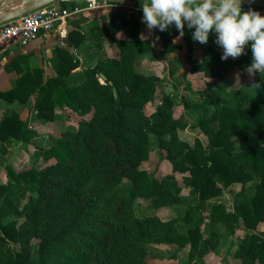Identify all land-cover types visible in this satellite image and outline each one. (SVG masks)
Returning <instances> with one entry per match:
<instances>
[{"label": "trees", "instance_id": "obj_1", "mask_svg": "<svg viewBox=\"0 0 264 264\" xmlns=\"http://www.w3.org/2000/svg\"><path fill=\"white\" fill-rule=\"evenodd\" d=\"M133 1L135 9L113 17L122 18L126 38L116 40L120 58L109 61L106 70L79 73L81 62L57 46L56 76L47 77L43 68L26 64L12 88L0 91V100L24 105L34 95L30 110L48 122L56 121L57 109L63 107L84 111L86 119L77 132L65 131L52 142L49 153L55 165L43 169L33 165L24 174L9 169L16 184H0V264H97L99 259H106V264H148L166 244L191 245L187 264H204L209 250L217 249L220 234L205 239L198 222L184 235L176 220L164 221L156 212L139 217L132 207L138 198L150 200L156 208L173 207L175 202L166 199L181 193L170 178L159 181L141 169L151 141L172 155L175 172L191 174L192 187L204 199L220 196L233 183L244 188L256 182L251 200L236 205L234 214L222 204L212 206L211 219L227 234L235 235L242 223L248 231L264 223V78L254 81L261 85L259 89L251 88L254 82L218 86L219 102H207L213 113L198 124L208 138L207 145L197 139L191 147L178 138L181 120L172 118L168 98L156 121L146 126L144 107L154 101L157 83L134 67V57L153 48L143 37L147 26L142 23L140 0ZM59 4L74 10L88 2L65 0ZM251 8L264 15L263 8ZM76 27L70 29L68 46L89 52L101 27L97 21ZM184 31L188 32L186 26ZM156 32L167 52L180 49L173 42L180 35L174 26ZM245 50L252 54L250 44ZM23 59H12L6 69L14 70ZM229 68L218 56L198 66L208 77L219 80ZM81 78L84 81L79 84ZM37 135L28 120L8 108L0 121V153L5 155L9 146L27 149ZM192 212L194 206L184 214V222H191ZM259 240L242 264H264V232Z\"/></svg>", "mask_w": 264, "mask_h": 264}, {"label": "rangeland", "instance_id": "obj_2", "mask_svg": "<svg viewBox=\"0 0 264 264\" xmlns=\"http://www.w3.org/2000/svg\"><path fill=\"white\" fill-rule=\"evenodd\" d=\"M86 1L88 2V0ZM110 4L115 6V3ZM120 4V10L117 13H115V8L107 9L106 12H99L102 10L100 8L95 12L94 18L100 16L105 18L102 26L100 25L101 30L97 34V36H102L100 37L102 39L98 42L97 49L89 54H76V51H74L73 56L81 62L80 67L76 70L77 72L84 73L92 68L106 70L109 61L120 58V50L116 40L126 38L125 29L121 23L122 18L112 20V16L118 13L125 14L135 9L134 3L123 0ZM120 4H118V7ZM250 8L243 7V10L247 11ZM139 11H142V9ZM85 13L83 12L81 15ZM185 26L187 27V22ZM156 29L149 30L146 27L143 33V37L151 41L153 50L146 55L134 57L136 72L157 83L154 101L144 107L146 114L144 123L149 127L156 121L160 106L168 98L171 100L170 114L172 118L181 120V125L176 131L178 138L191 147L195 145L197 139L207 145L208 138L198 125L201 118L209 117L213 113L214 108L208 106L207 102H219V99H216L218 86L229 87L232 83L234 86H246L261 77L259 71L253 78H250L244 71L253 62V54L249 53V50H245V54L238 58L221 59L230 64V68L222 80H219L218 78L208 77L204 71L198 69V66L204 60L213 59L216 56L222 57L223 49L216 43L218 34L213 31L210 34L208 43L201 44L193 40L192 33L195 28L188 29L187 27L188 32H185L183 37L179 35L173 40L175 44L180 46V49L169 53L165 50L161 36L157 34ZM54 39L59 40L60 38L55 35ZM46 58L48 57L44 54L42 58L35 60V64L43 66L47 77L56 76V67L52 65L51 59L49 61ZM45 62L47 63L45 64ZM80 80L79 84L84 81L82 78ZM34 101V95L26 105L19 101L11 103L0 100V121L3 119L7 108H12L23 120H28L30 127L38 132V135L32 139L27 149L20 145L9 146L5 155L0 153V184H16L9 169L17 174H24L26 168H31L33 165L39 169L55 165L56 161L49 153V149L53 145L52 142L62 136L65 131L70 130L75 133L79 130V127L86 124L84 111L74 112L66 107L57 109L59 118L56 121L43 120L37 111L33 114L30 112V106ZM147 155L148 159L142 163L141 169L147 171L159 181L170 178L173 187L180 188L181 193L174 199L173 197L166 199V202H175L173 207L167 205L156 208L150 200L138 198L132 206L137 216L144 217L156 212L164 221L174 219L178 231L184 235L194 229L199 222L205 239H210L213 233L222 236L217 249L211 248L203 258L204 264H242V258L250 256L253 249L259 244L260 234L264 232V223L260 224L256 230L250 231L242 223L241 227L236 230L235 235H230L226 233L223 226L217 225L211 219L212 206L222 204L227 212L234 214L236 205L243 202L248 203L251 200L256 182H249L244 188L241 183H233V185L225 188L220 196L207 200L192 187L190 173L174 171V158L168 154L166 149L160 148L151 141L149 154ZM192 206H194V212L191 213L192 220L191 222H184L183 216L188 208ZM245 240L247 241L246 246L243 244ZM190 246L180 248L177 245H162L159 248L158 257L150 259L148 264H187ZM16 249L22 250L21 246H17ZM235 251H243V255L233 257L231 254ZM105 260L99 259L96 262L97 264H106Z\"/></svg>", "mask_w": 264, "mask_h": 264}, {"label": "clouds", "instance_id": "obj_3", "mask_svg": "<svg viewBox=\"0 0 264 264\" xmlns=\"http://www.w3.org/2000/svg\"><path fill=\"white\" fill-rule=\"evenodd\" d=\"M142 23L149 30H169L174 26L183 37L185 23L195 28L193 40L207 44L210 34L217 35L216 43L222 47V60L245 54L251 46L253 62L245 68L250 78L259 71L264 78V15L255 9L243 10L242 0H140ZM258 83L251 88L259 89Z\"/></svg>", "mask_w": 264, "mask_h": 264}, {"label": "crops", "instance_id": "obj_4", "mask_svg": "<svg viewBox=\"0 0 264 264\" xmlns=\"http://www.w3.org/2000/svg\"><path fill=\"white\" fill-rule=\"evenodd\" d=\"M71 1H76L77 2H84L86 0H71ZM105 1V0H102ZM108 4L106 6H103L99 12L101 11H107V9H114L116 10L115 13H117V11L120 10V6H121V2L120 0H107ZM120 1V2H119ZM127 1L128 3H134V7H135V3L133 0H124ZM87 2V1H86ZM110 3H115V6L110 4ZM118 4L119 7H118ZM88 5V4H87ZM86 5V6H87ZM85 6V7H86ZM128 6V5H127ZM83 7V8H85ZM118 7V8H117ZM97 10H85L84 12H86L85 14L81 15L78 14V16L76 15V17H72L71 22H69V25L74 29L77 28L76 26L79 25L80 27L83 26H87L88 24L92 23V22H98L99 26H102L103 21L105 20L104 16H100L99 18H94L93 16L95 15V12ZM119 14V13H118ZM116 14V15H118ZM121 14V13H120ZM98 15V14H97ZM114 15V16H116ZM112 16V20L114 19ZM92 17V18H91ZM115 20V19H114ZM118 20V19H117ZM57 35L56 33H51V34H47V35H41L38 39H36L35 41L31 42L30 44H28L27 46H22L19 42H10L8 44H6L5 46L0 47V91H8L12 88V82L13 80H15L18 76H19V72L22 69V67H24V65L29 64L32 67H41L43 68V66L41 65H37L35 64V60L37 61L38 59H40V57L42 58L44 56V54L48 57L46 59H50L53 62V66L56 67L55 64L58 63L59 58L55 52L56 47L60 46L64 49H67L68 51H70V53L74 54L76 51V54H89L91 53L93 50L97 49L98 47V42H100V40L102 38V36L96 37L97 39H95V46L89 51V52H82L81 49H73L70 48L68 46L67 41H62V40H55L54 36ZM92 35V34H91ZM92 38V36H91ZM100 38V39H98ZM93 39V38H92ZM55 45V46H54ZM54 46V48H53ZM18 56H23V64L21 65H17L16 68H14V70L12 71H8L6 69V66L12 61V59L17 58ZM114 59H118V58H114ZM45 60V58H44ZM46 61V60H45ZM47 62H45L46 64ZM8 109V108H7ZM30 112H32L30 110ZM33 114V112H32Z\"/></svg>", "mask_w": 264, "mask_h": 264}, {"label": "built area", "instance_id": "obj_5", "mask_svg": "<svg viewBox=\"0 0 264 264\" xmlns=\"http://www.w3.org/2000/svg\"><path fill=\"white\" fill-rule=\"evenodd\" d=\"M107 2V0H88V5L85 8H75L74 10L63 9L57 2L2 23L0 24V47L13 41L27 46L41 35L51 33H56L60 40L67 41L71 29L69 20L72 17H76L85 10L100 9L106 6Z\"/></svg>", "mask_w": 264, "mask_h": 264}, {"label": "water", "instance_id": "obj_6", "mask_svg": "<svg viewBox=\"0 0 264 264\" xmlns=\"http://www.w3.org/2000/svg\"><path fill=\"white\" fill-rule=\"evenodd\" d=\"M60 1L65 0H0V24L14 20L45 7L46 5ZM242 6L264 9V0H242ZM100 78L103 82L107 80L106 75L103 73L100 75ZM114 92L117 96L116 88H114Z\"/></svg>", "mask_w": 264, "mask_h": 264}]
</instances>
